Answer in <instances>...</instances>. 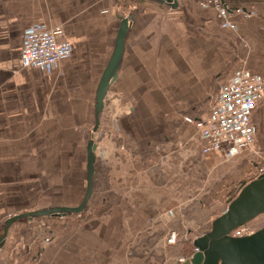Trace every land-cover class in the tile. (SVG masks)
<instances>
[{"label":"crops","instance_id":"crops-1","mask_svg":"<svg viewBox=\"0 0 264 264\" xmlns=\"http://www.w3.org/2000/svg\"><path fill=\"white\" fill-rule=\"evenodd\" d=\"M221 1L235 10V29L220 27L215 9L196 0H123L120 13L113 0H0V235L12 215L65 205L46 202L42 149L58 138L59 127L70 129V121L79 137L83 117L94 116L120 17L130 21L118 77L104 99L105 119L128 142L119 149L111 125L105 188L95 196L93 178L97 214L60 235L48 228L54 216L11 223L0 264H157L158 235L177 213L195 201L221 207L232 183L257 174L255 160L264 164V100L252 115L256 158L249 150L229 156L225 146L204 152L193 122L206 115L231 68L264 77V0ZM32 24L63 25L62 38L71 44L69 55L50 69L21 64L24 31ZM213 25L228 36L205 35ZM22 148L41 156L28 159ZM24 169L30 171L22 176ZM22 252L28 262L19 263Z\"/></svg>","mask_w":264,"mask_h":264},{"label":"rangeland","instance_id":"rangeland-1","mask_svg":"<svg viewBox=\"0 0 264 264\" xmlns=\"http://www.w3.org/2000/svg\"><path fill=\"white\" fill-rule=\"evenodd\" d=\"M126 1L132 2L134 0ZM122 2L123 0H113V5L119 13L125 12V8L127 6L121 5ZM191 23L193 29L197 30L198 28L196 25H194V21L191 20ZM210 29L211 30H207V33L204 31L205 35H217L224 37L228 36V32H226V30L219 28L216 25H213V29L211 26ZM235 68L236 67L231 68L230 72H232V70ZM214 97L215 94L213 93L209 99V107ZM105 107H109V105H106ZM108 116L110 119L109 114ZM72 124L75 125V123H72L71 121L68 124L70 129L66 128L67 125H62L64 127L63 129L62 127H59V132L57 133L56 131L58 138H50L51 141H49L48 148L42 149V151L44 150L42 156L39 153H35L36 151H29L26 149L24 150V148L21 149L24 154L28 153L25 155V157L28 159L38 160L41 156V160H39V162L41 166H46L44 167L46 170L42 169L41 174L43 177L46 176L48 181V200L46 201L48 204H53L55 201H59L60 199H62L65 205H77L80 202L83 196V190L85 189V143L87 139L91 138V135L97 144L94 174V196L100 190H104L105 188L104 181L107 178L108 164L104 155V144H106L109 138V130L111 125L112 132L114 130L113 123L107 121V118L105 119L103 106L102 112L100 114L99 127L95 132L92 131L94 127V116L92 114H90L88 118L84 116L81 123L79 124L81 129L79 137L75 136L76 128H72ZM113 133H116V135L113 134L111 139L116 143L118 148L123 150L126 149L125 144L128 142L127 139L120 136L116 130ZM129 144H132V142L130 141ZM255 151H257L256 154H254L255 158L256 156L261 155L257 148ZM23 153L17 152L14 154L15 156H19L18 154L22 155ZM255 162L258 164V166H260L263 163V160L261 157H259V162L258 160H255ZM29 171L30 170L28 169H24L22 171V176H25ZM248 175L246 176L245 180L243 179L237 182L236 186L235 182L232 183V189L227 194L221 207L219 204H212V202L206 200L205 207L201 208L195 201L193 202L194 204L189 206V209L184 212L181 211L177 213L175 217L170 220L167 231L158 235V237H160L159 241L162 242L158 244V247L154 253L155 258L157 259V264H179L183 258H190L195 252V248L192 244L193 239L209 230L212 219L225 210V207H227L225 205L235 196L241 185L251 180V178L254 176ZM219 188L220 186L218 189ZM61 190L63 194L61 193ZM61 196H63V198H61ZM92 199L93 198L91 196L88 205L84 208L83 212L78 215L72 214L62 216L61 218L54 216L56 217L57 222H52L53 224L49 222L48 224V228L53 229V235L66 233L72 230L75 226L93 218L97 214L100 204L98 202L93 203ZM168 221L169 220H167V222ZM262 225H264V214L257 216L251 221L243 224L235 231L236 233L239 232L240 234L247 233L249 231H255ZM171 230H174L177 233V241L174 244L169 245L166 244L165 241L169 233H171ZM145 243H148V241ZM27 260H30L28 255H24L22 252L19 263L28 262Z\"/></svg>","mask_w":264,"mask_h":264},{"label":"water","instance_id":"water-1","mask_svg":"<svg viewBox=\"0 0 264 264\" xmlns=\"http://www.w3.org/2000/svg\"><path fill=\"white\" fill-rule=\"evenodd\" d=\"M156 1L173 5L176 0ZM129 27L130 21L126 17H120L114 49L96 89L93 132L99 127L100 114L107 91L118 77L124 38ZM96 148L97 144L91 135L86 145V185L81 202L75 206H52L8 217L4 221L3 233L0 235V247L9 225L17 220L23 218L32 220L49 216L62 217L83 212L93 193ZM261 214H264V173L249 180L240 188L225 210L212 219L209 230L193 239L195 252L192 256L179 264H264V225L247 235L234 236L231 234L234 229Z\"/></svg>","mask_w":264,"mask_h":264},{"label":"built area","instance_id":"built-area-1","mask_svg":"<svg viewBox=\"0 0 264 264\" xmlns=\"http://www.w3.org/2000/svg\"><path fill=\"white\" fill-rule=\"evenodd\" d=\"M196 2L200 7L215 9L220 19V27L235 29V24L230 20L235 10H231L221 0H196ZM63 34L64 27L61 24L49 28L32 24L25 29L20 53L22 66L50 69L60 59L69 55L71 44L62 38ZM263 100L264 77L249 69L241 67L233 69L230 76L221 83L206 115L193 121L204 141L202 150L210 153L225 146L229 156L237 155L244 150L256 154L252 115ZM263 173L264 164L258 167L257 174L252 179ZM236 229L231 233L234 236L253 232L240 234L236 233ZM176 234L171 230L166 243L174 244L177 241ZM184 260L183 258L181 262Z\"/></svg>","mask_w":264,"mask_h":264},{"label":"trees","instance_id":"trees-1","mask_svg":"<svg viewBox=\"0 0 264 264\" xmlns=\"http://www.w3.org/2000/svg\"><path fill=\"white\" fill-rule=\"evenodd\" d=\"M244 184H245V183H244ZM244 184H243V185H244ZM243 185H241V187H242ZM241 187H240V188H241ZM239 190H240V189H239ZM239 190H238V191H239ZM238 191L236 192V194L238 193ZM236 194H235V196H236ZM235 196H234V197H235ZM234 197H233V198H234ZM233 198H232V199H233ZM232 199H231V200H232ZM231 200H230V201H231ZM230 201H229V202H230Z\"/></svg>","mask_w":264,"mask_h":264},{"label":"bare ground","instance_id":"bare-ground-1","mask_svg":"<svg viewBox=\"0 0 264 264\" xmlns=\"http://www.w3.org/2000/svg\"><path fill=\"white\" fill-rule=\"evenodd\" d=\"M262 215V214H261ZM260 216V215H259ZM256 218V217H255Z\"/></svg>","mask_w":264,"mask_h":264}]
</instances>
